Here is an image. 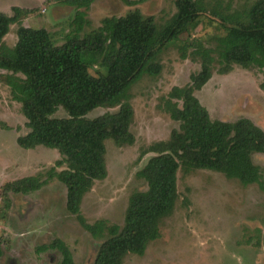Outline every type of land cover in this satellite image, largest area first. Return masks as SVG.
Wrapping results in <instances>:
<instances>
[{
    "label": "trees",
    "instance_id": "obj_1",
    "mask_svg": "<svg viewBox=\"0 0 264 264\" xmlns=\"http://www.w3.org/2000/svg\"><path fill=\"white\" fill-rule=\"evenodd\" d=\"M95 1H64L77 12L72 21L74 31L61 45L43 28L22 26L20 17L27 11L13 8L12 16L0 11V70L5 72L1 77L12 101L20 105L28 129L16 144L24 150L43 146L61 157L45 178L36 175L5 183L0 197L39 191L55 178L66 189L67 211L94 238L106 232L93 264H123L128 255L142 256L146 246L160 237V222L173 213L178 200L179 171H212L264 190L261 170L252 162L253 155H264V131L247 118L211 120L195 97L211 79L215 64L218 75L229 74L235 66L244 70L256 67L264 75V0L235 11H222L216 5L208 10L203 0H175V13L164 25L157 26L152 16L133 9L102 19L98 28L81 36L87 21L80 10ZM144 1L121 0L129 7ZM206 12L219 21L223 34L216 37L213 48L193 44L191 55L199 59V71L190 75L185 86L171 88L159 102V109L178 123V128L167 140L143 151L142 156L154 154L137 173L147 189L130 196L122 226L103 221L86 224L80 206L94 182L107 176L105 141L123 147L135 140L130 132L134 116L129 103L131 87L144 75L158 76L159 56L171 42L195 29ZM14 24H19L17 41L7 47L4 38ZM94 66L103 71L92 75L89 69ZM261 89L264 91V83ZM104 108L118 110L88 117ZM58 110L64 118L54 117ZM2 245L0 239V258ZM48 250L60 254L56 264H75L63 241L54 240L36 251Z\"/></svg>",
    "mask_w": 264,
    "mask_h": 264
},
{
    "label": "rangeland",
    "instance_id": "obj_2",
    "mask_svg": "<svg viewBox=\"0 0 264 264\" xmlns=\"http://www.w3.org/2000/svg\"><path fill=\"white\" fill-rule=\"evenodd\" d=\"M64 1L0 0V11L9 16L13 15V8L27 11L20 17V24L47 30L61 45L74 31L72 21L77 12ZM203 1L210 10L216 5L222 11H235L256 0ZM174 2L146 0L129 7L121 0H96L88 9L80 10L87 21L81 36L98 28L102 19L119 17L133 9L152 16L157 26L164 25L175 13ZM198 21L195 29L171 42L159 56L158 76L144 75L131 87L129 103L134 116L130 132L135 140L133 145L123 147L105 141L107 176L94 182L80 206L86 224L103 221L122 226L130 196L147 189L137 173L154 154L142 156L143 151L155 142L167 140L172 130L178 128V123L159 109V102L171 88L185 86L190 75L199 71V59L191 55L193 44L213 48L216 37L223 34L219 21L207 12ZM18 27L19 24L10 27L4 38L7 47L15 45ZM218 67L215 64L209 82L195 93L211 120L234 122L247 118L264 131L261 70L235 66L229 74L218 75ZM96 71L103 70L99 66L89 69L92 75H97ZM4 74L0 70V191L7 182L36 175L45 178L61 158L53 149L39 146L24 150L16 144V139L27 134L28 129L20 105L12 101L3 84ZM117 110L96 109L88 117ZM54 117L64 118L65 114L58 110ZM252 162L260 168L264 182V155H253ZM177 192L173 213L160 222V237L146 246L142 256L128 255L123 264H264V190L257 184L243 186L237 180L207 170L189 174L179 171ZM106 238V232L94 238L67 211L66 189L55 178L39 191L10 194L8 199L0 197V264H56L61 258L56 250L36 251L54 240L66 244L75 264H93L99 245Z\"/></svg>",
    "mask_w": 264,
    "mask_h": 264
}]
</instances>
